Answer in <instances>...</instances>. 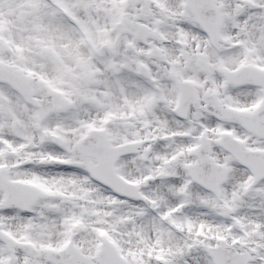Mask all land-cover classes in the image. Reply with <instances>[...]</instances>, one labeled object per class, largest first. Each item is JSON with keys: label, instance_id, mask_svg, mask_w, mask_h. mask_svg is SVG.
<instances>
[{"label": "snow or ice", "instance_id": "6c2138e0", "mask_svg": "<svg viewBox=\"0 0 264 264\" xmlns=\"http://www.w3.org/2000/svg\"><path fill=\"white\" fill-rule=\"evenodd\" d=\"M0 264H264V0H0Z\"/></svg>", "mask_w": 264, "mask_h": 264}]
</instances>
